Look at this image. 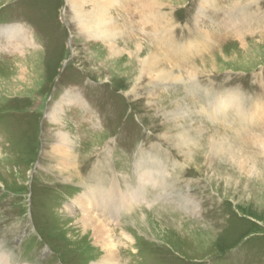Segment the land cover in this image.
Masks as SVG:
<instances>
[{
    "label": "rangeland",
    "instance_id": "rangeland-1",
    "mask_svg": "<svg viewBox=\"0 0 264 264\" xmlns=\"http://www.w3.org/2000/svg\"><path fill=\"white\" fill-rule=\"evenodd\" d=\"M97 1L0 0V256L101 264L109 244L77 225L79 200L118 183L133 193L149 173L157 183L107 224L119 264H264V0H152V15L111 4L119 49L140 41L179 76L168 84L137 81L138 63L129 72L127 56L83 33L79 10ZM241 3L251 17L239 27ZM192 123L209 132L190 128L191 152L176 135ZM221 132L225 157L254 159L260 177L212 155Z\"/></svg>",
    "mask_w": 264,
    "mask_h": 264
},
{
    "label": "bare ground",
    "instance_id": "bare-ground-1",
    "mask_svg": "<svg viewBox=\"0 0 264 264\" xmlns=\"http://www.w3.org/2000/svg\"><path fill=\"white\" fill-rule=\"evenodd\" d=\"M127 1L129 3H132L133 6L140 5V7H139L140 11L144 10V8H147V12L149 15L152 12L151 11L152 10V8H151V1L152 0H149L150 4L148 5V7L142 6L146 0H138V1L137 0H127ZM99 2H101V4L99 6H98V4H96V7L94 9L89 8L87 10V6L84 5V7L81 6V8L79 10L80 14H82V20H81L80 24H78V25L82 29L83 33H86L88 38H92V39L96 38V39H99V40L106 42L107 43L106 47L108 48L110 55L114 58L117 57L116 59L124 58L127 56L128 59L130 60V62L132 61L130 63L131 68L129 67L130 68L129 72H132V70H135V69H133L134 64L138 63L139 69L135 70L136 72H138V75H139L136 78L137 81H141L139 78L144 74H147V76L150 75L151 80H158L159 83H161L160 81H162L163 83L168 84L170 80H173V81H176V79L180 80L179 76H176V74L174 72L163 67L160 58L158 59L156 54L153 53L151 50L148 51L146 56L142 57L141 55L146 50H144V46H142L143 44L142 45L140 44L139 40H138L139 43H138V45L136 44L137 46H135L136 48H134V50H129V49L125 50L124 48L119 49L117 41L119 42V40H118L119 37H122V36L124 37L125 33H124L123 28H121L120 24H118L119 22L116 20V18L112 14H110L108 11L112 7L111 4H114V3L119 4V3H121V0H101V1L99 0V1H97V3H99ZM253 3H256V2H253ZM153 5L159 6V2L153 1ZM242 6H243V3L240 4V9H239L240 10V17H241V19H239V22H238L239 27L240 26L242 27L245 25L248 26L247 25V18L251 17L249 9L241 8ZM245 7H246V5H245ZM151 15H152V13H151ZM258 23L259 22H257V25H258ZM124 26H125V23L123 24V27ZM252 26H253V24L251 25V27ZM257 27H259V26H257ZM18 28L22 29L23 26L18 25ZM17 30L18 29H14V28L11 30L10 35H11L12 39L18 37L19 33L17 32ZM258 31L260 33L262 32L264 34V21H263V25L261 26V28H258ZM261 36L263 37L264 35H261ZM255 43L257 44V42H255ZM131 45H132V43H131ZM130 48H132V47H130ZM225 52H227V51H225ZM216 60H218V59H216ZM219 60L221 61L220 58H219ZM251 62H252V60H251ZM218 66H220V65H218ZM137 67H138V65H137ZM135 85H136V83H135ZM177 94L178 93H175V95L173 94V95H171V96L169 95V96L173 98V97H176ZM181 98H183V97H181ZM165 100H166V98H165ZM226 100L230 101L231 99H225V100H219L218 101V104L216 106V113L223 112L226 108H228L229 102ZM175 103L178 105V108L175 107V108H177L175 110H180L179 109L180 104H179L178 100H176ZM203 117H205V116H203ZM262 117H263V114L255 115L251 121H254L255 119H261ZM192 126H193V129L195 130V131L193 130L194 132L198 131L200 140H201V138H203L205 132L208 131L207 130L208 127H206V126L203 127L200 124L197 125L195 123H192L191 125L186 126L187 128L185 130H182L179 126H177V128L180 129V133L178 135H176V137H177L176 141L178 143H180L181 148H185V149L188 148V150H190L191 152L193 150V149H191V145L196 146L197 142H199V140L194 139L190 136L191 130H192L190 128H192ZM195 126L198 128H196ZM212 139H214V141H209L210 143H212L209 147V150H212L211 153H212V155H214L215 158L219 157L221 159L222 158L224 159L227 152L231 153V151L234 150L233 143H231L232 140L225 133H223V132L217 133V136L212 137ZM258 141H259V139H258ZM195 143H196V145H195ZM58 149L59 148L57 146L56 151ZM68 150H70V148H68ZM200 150H201V147H200ZM200 152H198V153H200ZM208 153H209V151H208ZM231 157L230 158L225 157V158L229 159V161L225 160V159H224V161H228L231 164V166H233V165L236 166L238 168V170L240 172H242L243 174L260 177L258 175L260 171L258 170L257 165L254 162V159H253V161H251V160L247 161L246 159L243 160V158H239L238 160H236V158H235L236 156H231ZM151 182L157 183L155 176H153V174L146 173V174L142 175L140 178V183H141L140 189L134 191L133 193H126L125 194L123 188L118 183V184H113V186L111 188L99 190L97 193L95 192L96 194L93 193L92 189H89L88 192L79 200V205L84 210V215H83L84 217L77 222V225L83 227L84 229H89V231H92V234H94L92 237L95 238V242L97 244H99V245L109 244L110 249L107 251L106 258H104V260L101 264H119L117 262V259H115L112 255L113 252H112L111 248H114L113 247L114 245L112 243L113 241L110 239V234H109V229H108L107 224L114 220L115 214L119 215L118 210L120 208L125 207V206L127 208H130L129 206H131L134 202L140 201V196H141L140 193L142 192L140 190H142L148 183H151ZM247 184H249V183H247ZM97 201H98V203H97ZM111 214H113V217ZM204 230H205V228H204ZM126 239H127V241L134 243V241L131 238L126 237ZM174 245H176V244H174ZM179 250L180 249H178V251ZM0 264H10V263H8V259H5L4 257L0 256Z\"/></svg>",
    "mask_w": 264,
    "mask_h": 264
}]
</instances>
